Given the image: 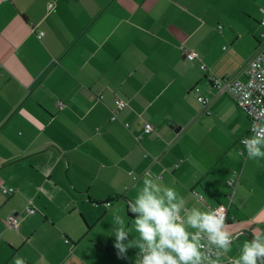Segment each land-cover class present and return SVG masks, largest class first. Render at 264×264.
<instances>
[{"label":"crops","instance_id":"obj_1","mask_svg":"<svg viewBox=\"0 0 264 264\" xmlns=\"http://www.w3.org/2000/svg\"><path fill=\"white\" fill-rule=\"evenodd\" d=\"M263 21L264 0H0V264H134L111 210L146 175L225 205L233 246L264 234V160L212 83L261 47Z\"/></svg>","mask_w":264,"mask_h":264},{"label":"clouds","instance_id":"obj_2","mask_svg":"<svg viewBox=\"0 0 264 264\" xmlns=\"http://www.w3.org/2000/svg\"><path fill=\"white\" fill-rule=\"evenodd\" d=\"M241 143L248 159L264 160V125H254ZM111 216L114 247L125 259L136 250L134 264H223V254L238 239L219 209L186 205L174 186L156 176H144L134 198L113 208ZM13 264L25 261L16 257ZM233 264H264V234L239 245Z\"/></svg>","mask_w":264,"mask_h":264},{"label":"built area","instance_id":"obj_3","mask_svg":"<svg viewBox=\"0 0 264 264\" xmlns=\"http://www.w3.org/2000/svg\"><path fill=\"white\" fill-rule=\"evenodd\" d=\"M53 7L51 3L49 8ZM264 26V21L262 22ZM43 32L38 33V37L41 38ZM186 57L189 61L197 59V53L185 49ZM200 69L205 71L206 67L204 64L200 65ZM245 77L243 80L242 78ZM213 86L216 88L217 93L229 94L235 103L244 110L247 118L249 119V128L247 133L242 136L239 140L240 145L244 148L241 141L251 135V129L254 125H264V43L261 47L249 58V60L240 69L239 73L233 77L227 78H216L213 77ZM198 100L203 104H207L209 99L207 97L198 96ZM117 105L121 106V101L117 100ZM152 130L151 124H146L145 132L150 133ZM236 182V175L233 174L229 178L228 184L233 186ZM3 192L10 194L13 192L12 188H4ZM196 194V193H195ZM198 200H202L203 197L197 194ZM221 211L225 222L227 219L228 208L219 204L215 207ZM30 211H32L30 209ZM10 224L16 228L19 224L18 220L14 215L9 217ZM68 242V239L65 241Z\"/></svg>","mask_w":264,"mask_h":264},{"label":"rangeland","instance_id":"obj_4","mask_svg":"<svg viewBox=\"0 0 264 264\" xmlns=\"http://www.w3.org/2000/svg\"><path fill=\"white\" fill-rule=\"evenodd\" d=\"M243 67V66H242ZM241 67V68H242ZM239 72V71H238ZM236 76V75H235ZM233 77V76H232ZM243 80L245 79V77H243L242 78ZM229 95V94H228ZM231 97V96H230ZM232 98V97H231ZM234 101V100H233ZM5 188V187H4ZM6 189H8V188H6ZM13 189V188H12ZM14 190V189H13ZM2 192H3V188H2ZM3 193H5V192H3ZM6 194V193H5ZM256 230H259L258 232L260 233V232H263L264 231V227L262 226V227H259V229H256ZM264 233V232H263ZM239 245H241V242H240V240L233 246V248H232V251H234V253H235V255H236V253L239 251ZM226 260H228L227 258H223V264H231V262H229V261H226Z\"/></svg>","mask_w":264,"mask_h":264}]
</instances>
